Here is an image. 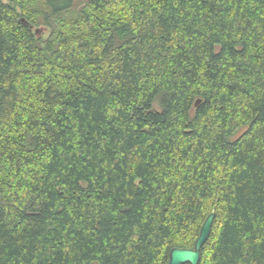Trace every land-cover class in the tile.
Listing matches in <instances>:
<instances>
[{"label":"trees","instance_id":"trees-1","mask_svg":"<svg viewBox=\"0 0 264 264\" xmlns=\"http://www.w3.org/2000/svg\"><path fill=\"white\" fill-rule=\"evenodd\" d=\"M213 213L200 264H264V0H0V264H169Z\"/></svg>","mask_w":264,"mask_h":264},{"label":"water","instance_id":"water-1","mask_svg":"<svg viewBox=\"0 0 264 264\" xmlns=\"http://www.w3.org/2000/svg\"><path fill=\"white\" fill-rule=\"evenodd\" d=\"M41 31V29H37L38 34ZM215 217L216 215L213 213L206 219L193 249L174 248L171 251L169 264H200L202 249L211 236Z\"/></svg>","mask_w":264,"mask_h":264},{"label":"rangeland","instance_id":"rangeland-1","mask_svg":"<svg viewBox=\"0 0 264 264\" xmlns=\"http://www.w3.org/2000/svg\"><path fill=\"white\" fill-rule=\"evenodd\" d=\"M41 35H48L49 34V29L48 28H42V31L40 32Z\"/></svg>","mask_w":264,"mask_h":264}]
</instances>
